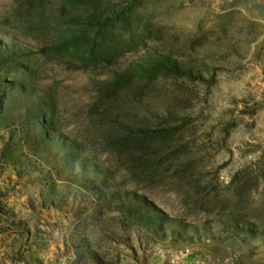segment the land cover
Masks as SVG:
<instances>
[{"label": "rangeland", "instance_id": "rangeland-1", "mask_svg": "<svg viewBox=\"0 0 264 264\" xmlns=\"http://www.w3.org/2000/svg\"><path fill=\"white\" fill-rule=\"evenodd\" d=\"M0 264H264V0H0Z\"/></svg>", "mask_w": 264, "mask_h": 264}]
</instances>
